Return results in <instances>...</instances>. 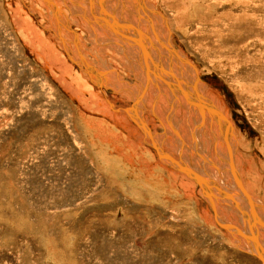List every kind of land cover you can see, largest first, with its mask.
I'll list each match as a JSON object with an SVG mask.
<instances>
[{"label": "rangeland", "instance_id": "obj_1", "mask_svg": "<svg viewBox=\"0 0 264 264\" xmlns=\"http://www.w3.org/2000/svg\"><path fill=\"white\" fill-rule=\"evenodd\" d=\"M123 1L110 2L116 7L114 12H120L126 6L131 8L133 4L139 12L136 20L121 19L132 25L127 30L120 23L119 27L116 26V15L113 18L103 10L100 15L94 10L92 16L99 19V16L107 15L114 20L115 28H111L107 22L105 28H102L101 22H97L101 30L95 23V30L88 23L84 26L85 20L81 22L78 11H67L70 14L68 25L64 24L66 20L60 16L54 26L47 22L49 26L45 27L50 39L61 47L65 45L67 52L60 48L61 53L75 66L74 71L78 70L92 83L90 90L101 95V107L109 111L103 110L106 112L103 113L96 109L89 114L84 105L74 99L72 92L54 78L52 70L43 66L38 55L19 35L14 20L17 0H0V264H264L254 254L257 250L252 242L240 234L246 233L250 225L243 208L236 203L247 210L248 199L240 190L229 163L225 165L227 158H230L241 170L245 153L243 145L242 149L235 151L226 148L222 141L218 143L220 146L213 144L215 138L225 135L224 119H220L221 131L216 130L219 133L216 137L207 129L204 133L199 132L197 139L194 138L192 132L198 125L200 108L197 107L200 106L192 103L180 90L176 95L172 93L176 84L171 85L156 75L154 80L164 85L160 98L156 85V108L158 106L160 109L162 105L163 109L159 111L155 108L156 115H150L146 108L138 112L139 116L136 114L155 131V139L159 141L161 149L173 154L182 163L188 162L186 167L206 178L210 189L214 191L216 216L211 200L204 195L197 181L179 169L178 163L165 158L163 154L160 156L152 146V136L146 133V128L128 116V111L136 107L133 105V84L137 83V77L133 74H127V77L125 74L122 78L119 73L122 70L112 68V64L103 59V53H98L94 46L95 42L101 47L109 46V51L121 49L124 56H120L125 59L126 49L138 53L126 46L123 37L119 39V34L124 33L122 30L129 34L152 35L158 45L153 31L157 24L161 26L158 35L163 36L164 39L160 38L168 47L165 49L159 42L158 56L163 61V68L161 71L159 63H156V72L164 77L167 75L168 79L187 82L186 86L179 84L177 87H186L193 100L198 99L194 96V83L197 81V90L201 88L198 92H202V95L207 97L202 91L203 84L208 91L214 92L212 95L216 94L225 101V112L232 123V133L244 136L245 140L251 142V148L246 152L252 156L251 161L256 168L254 174L260 181L255 192L247 190L255 202L258 219L264 221V153L252 145L256 141L264 142V0H188V8L181 20L185 21L183 25L176 24L175 17L179 14L176 8L167 7L163 0H127L126 5ZM24 2L29 4V8H34L32 1ZM140 2L149 10H144ZM59 3L66 6V10L69 9L64 1L59 0ZM154 8L163 15L155 13ZM37 11H29V14H32L35 24L43 26L44 20ZM77 13L78 16L74 15ZM127 14L122 18H126ZM130 16L133 14L130 13ZM78 30L88 37L82 35L81 39L87 50H71L66 44L68 33L76 41L81 38ZM106 31L109 35H105ZM135 38L130 40L131 43L137 40L141 44H150L147 39ZM174 48L181 57L176 55ZM89 52L90 57L87 55ZM170 56L172 61L167 60ZM95 75L101 77L102 81ZM203 77L207 79H201ZM163 91L169 94L166 95L168 100H164ZM207 99L216 102L210 96ZM158 100L165 103L160 104ZM177 101L181 104H177ZM232 101L237 103L234 105L237 119L234 117L233 120ZM208 103L206 109L215 113L211 103ZM183 104L185 108L179 111L184 107ZM174 106L177 110L173 114ZM116 108L122 111L121 114H127L136 132H131L125 124L116 125L113 116L116 115ZM88 115L91 116L89 120ZM92 118L110 126H118L139 149L143 148L145 152V148L152 149L161 165L156 166L157 162L152 163V160L150 163L153 165L150 166L159 167L162 173L160 183L154 184L150 191L142 182L136 184L128 178L129 173L124 171L127 164L120 161L122 166L116 167L112 160L115 159L113 150L101 146L103 142L96 137V125L94 123L92 126L89 122ZM236 120L244 122L245 128H240ZM170 122L172 127L169 126ZM206 125L215 132L211 123ZM168 128L171 133H167ZM181 144L184 148L178 147ZM98 148L99 152L96 150ZM190 149L200 154L191 159ZM201 150L208 154L206 162L201 158ZM108 151L112 158L105 153ZM211 159L220 169L208 162ZM193 165L195 168H191ZM203 169L208 171L205 172L207 177L200 174ZM210 172L212 179H209ZM241 172L243 174V169ZM186 179L195 185L183 186ZM223 193L230 198H224ZM218 221L227 227L223 228ZM258 228L261 230L258 231L260 237L263 236L259 240L264 246V227L259 225Z\"/></svg>", "mask_w": 264, "mask_h": 264}, {"label": "bare ground", "instance_id": "obj_2", "mask_svg": "<svg viewBox=\"0 0 264 264\" xmlns=\"http://www.w3.org/2000/svg\"><path fill=\"white\" fill-rule=\"evenodd\" d=\"M30 1H32V3H33V6H34V8H29L28 7V3H25L24 2V0H17V3H18V8H16L15 9V11H16V14H14V20H15V23H16V25H17V27H18V30H19V35H21V38L23 39V40H25V42L26 43H28L29 44V46H31V48L34 50V52L38 55V58L40 59V62L43 64V66H45V67H47V69H51L52 70V75L54 76V78L58 81V82H60V84H62L64 87H66L67 89H69L71 92H72V95H73V97H75L74 99H77V100H79V102L81 103V105H84V107L86 108V110H87V112L89 113L90 111H94V110H98V109H100L99 111H103V110H105L104 108H102L101 106H102V103H101V95L98 93V92H96L95 90H90V87H92V83L90 84L89 82H88V80H86L85 79V76L83 75V74H81L78 70H76V71H74V69H76L75 68V66H73V65H71V63H69L68 61H67V58H66V56H63V54L61 53V51H60V48L61 49H63L64 51H66L67 52V48L65 47V45L64 46H59L60 44L59 43H57V42H54V40L53 39H50V35H48L47 34V30L45 29V27L44 26H39V25H37V24H35V19L34 20H32V14H29V11L30 12H32V13H34V10H38L39 12H40V14H41V18H42V20H46V22H48L51 26H54V24L56 23V21L58 22L59 21V19H60V16H63V18L66 20V22L64 23V24H66V25H68V20H69V13L67 12L68 10H66L64 7V5H62V4H60L59 3V0H50V1H47L46 3L45 2H43V1H41V0H30ZM61 1H64V0H60V2ZM109 1H111V0H109ZM143 1V0H142ZM154 1V0H153ZM152 1V2H153ZM164 2H165V4L167 5V7H169V8H176L175 9V11H178L179 12V14H177V16L175 17V19H176V24L177 25H183V23L185 22V21H181V20H183L182 18L184 17V12H186V8H188V4H187V1L188 0H163ZM245 1V0H244ZM247 1V0H246ZM28 2V1H27ZM39 2V3H38ZM66 4H67V2L66 1H64ZM77 2V1H76ZM81 3H76V5H78V7H79V10H76V11H78V12H80V15H79V18H80V20H81V22H82V19L83 20H85V22L83 23V24H85L84 26H87V23L88 24H90V26L95 30V27H94V25L92 24V23H95V25L97 26V22H101L100 24H102L101 26H102V28L104 27L105 28V26H108L107 25V19H106V17L107 16H105L104 18H103V16H99V19H96L95 18V16H92V12L94 11V9H95V6H94V4H93V11L91 10H89V8H87L89 5V3H93V0H81L80 1ZM107 2V0H101L100 1V7H101V9H104V7H103V5H105V4H107L106 3ZM117 2H118V0H117ZM124 3H125V5H126V3H127V0H125V1H123ZM193 2V1H192ZM154 3V2H153ZM152 3V4H153ZM220 3V2H219ZM71 4V3H70ZM84 4L85 5H88L87 7H85L84 6ZM97 4V3H96ZM95 4V5H96ZM114 4V3H113ZM138 4V3H137ZM190 4V3H189ZM51 5H53L54 7H58L59 9H58V16H53V14H54V12H55V10L51 7ZM129 5V4H128ZM131 5V4H130ZM139 5L141 6V7H143V9L144 10H149V9H147L144 5H143V3L142 2H140L139 3ZM157 5V4H156ZM196 6H198L197 4H195ZM132 6V5H131ZM149 6V5H148ZM195 6V7H196ZM69 7V6H68ZM71 7H72V5H71ZM77 7V8H78ZM136 7V5L135 4H133V6L131 7V8H127V6L126 7H124V8H121L120 9V12L118 11V12H114L115 10L114 9H116V7H114L113 9H109L111 12L113 11L114 12V14H117L118 16L119 15H122L121 17L119 16V21L120 22H118V24L120 23L122 26H123V28H124V30L126 29H128V28H131L130 26H132V25H128V22L127 21H121V19H126V20H131V19H133V20H136L137 19V14L139 13L138 12V10L135 8ZM139 7V6H138ZM154 7V6H153ZM75 8V7H74ZM97 8V7H96ZM140 8V7H139ZM150 9L152 8V6H150L149 7ZM63 9H65V10H63ZM90 9H91V7H90ZM198 9V8H197ZM20 10L22 11V13L20 12ZM51 10H54L53 11V14H52V11ZM91 12V18L93 17V19H94V21H90V16H88V12L89 11ZM154 11H155V13L157 12V13H159V14H161V15H163L160 11H158L157 9H153ZM188 10V9H187ZM196 10V9H195ZM199 10V9H198ZM197 10V11H198ZM37 11V12H38ZM96 11V10H95ZM109 11V12H110ZM141 11H142V9H141ZM140 11V12H141ZM144 12V11H143ZM146 12H148V11H146ZM149 12H151V10L149 11ZM153 12V11H152ZM151 12V13H152ZM126 13H128L127 15L128 16H126V18H122L123 16H124V14H126ZM130 13H132L133 14V16H130ZM154 13V14H155ZM177 13V12H176ZM96 14V13H95ZM153 14V13H152ZM184 14V15H183ZM13 15V14H12ZM57 15V14H56ZM74 15H77L78 16V13L77 14H74ZM143 16H144V14H143ZM156 16V15H155ZM154 16V18L153 17H149V18H153V20L156 22V17ZM48 17V18H47ZM146 17V16H145ZM186 17V16H185ZM102 18V19H101ZM144 18V17H143ZM101 19V20H100ZM152 20V19H151ZM73 21H75V20H73ZM178 21V22H177ZM44 22V21H43ZM43 22H41L42 24H43ZM65 26V25H64ZM99 26V25H98ZM97 26V27H98ZM110 26V25H109ZM158 26V27H157ZM167 26V25H166ZM118 27V26H117ZM179 27H181V26H179ZM61 28V27H60ZM100 30H101V28L100 27H98ZM114 28H115V26H114ZM123 28H121V29H123ZM49 29V28H48ZM69 30H71L70 29V26H69V28H68ZM85 29H87V28H85ZM118 29H120V28H118ZM132 29H134V28H132ZM147 29V28H146ZM150 28H148V30H149ZM160 29H161V26L159 25V24H157L156 25V29L153 31V33H155V37H157V39H158V41L164 46V48L165 47H168V45H166L165 43H164V41L160 38V37H162L163 38V36L161 35H158V33H159V31H160ZM116 30V29H115ZM135 30H137V29H135ZM140 30H141V28H140ZM164 31V30H163ZM75 32H77V31H75ZM79 32V31H78ZM88 32V31H87ZM100 32H102V31H100ZM124 32V33H123ZM128 31H123L122 30V33H123V35L122 34H119L120 35V37H119V39L121 38L122 39V37L124 38V43H126V46L127 47H132V48H134L135 50H137V53L139 54V56L140 57H138V54H135L134 53V51L132 50V49H126V47H123V48H125L126 50H128V52L125 54V59L129 62L128 64H126V61H125V59L122 57V56H120V54H123V56H124V53H123V51L121 52V49H117L118 51H116V50H108L107 48H109V46L106 48V47H104V46H102L101 47V45H98V44H96L95 45V42H94V46H96V50H97V52L98 53H100V54H102V58H103V56H104V58L103 59H105V60H107L108 62H109V64H112V68H114V67H116V69L117 70H122V72H119V73H121V76H122V78H123V76L126 74H128L129 76H130V74H133L135 77H137V79H136V82L137 83H134L133 84V94H135V96H134V106L136 105V107H135V109H133V111H131V109L128 111V116L130 117V118H132L133 117V119H134V121L136 122V124L138 123V124H140V125H142V126H144L145 128H146V133H148L149 135H151L152 136V141H153V143H152V146L154 147V149L157 151V152H159L158 150H157V148H159V150H160V152L159 153H161V154H163L164 156H166L165 158H169V157H173V158H175V156H173V154L171 155L170 153H168V152H166V151H164L163 149H161L160 148V144L158 143V142H156V134H155V131L150 127V125L149 124H147L146 122H143V118H141L140 117V119L139 118H137L136 117V114L138 115V112L141 110V109H145L146 108V110L150 113V115H152V114H155L156 115V113H155V108H156V85H157V89L159 90V98L161 97V95L162 94H160L161 93V91L163 90L162 88H164V85H162V82H161V84H159L158 82H156V80H154V76L156 75V73H154V75H153V73H152V75H153V80H152V77H151V80H149L148 81V78L147 77H145V76H141V71H140V67H142V65H143V62H145V63H152V65L153 64H155V68L153 69V70H155L156 71V63H159V66H160V70L162 71V68H163V65H162V63H163V61L160 59V56H158L159 55V52H160V50H159V47H160V45H159V42H158V45H159V47H158V45H157V43L155 42V38H154V36H149V35H143V34H141L139 31V33L140 34H135L134 36L133 35H131V33L129 34V33H127ZM143 32V31H142ZM165 32V31H164ZM187 32V31H186ZM77 34V33H76ZM79 34V33H78ZM95 34H97L96 33V31H95ZM101 34V33H100ZM126 34V35H125ZM172 34V33H171ZM94 35V34H93ZM102 35H103V32H102ZM105 35H109L108 33H107V31H106V33H105ZM126 37H125V36ZM127 36H130L129 38L127 37ZM70 37V41L68 40V38ZM82 35H81V38L80 39H78L77 41L68 33L67 35H66V40H67V42H66V44H67V46H70V49L71 50H76V48L78 49V50H84V49H86L87 47H85V45L86 44H84V43H82L81 42V39H82ZM96 37H97V35H96ZM110 37H112V36H110ZM135 37H140V38H144V39H147V41L150 43L149 45H144V44H141V43H139L137 40L136 41H134L135 42V44L134 43H131V41L130 40H135L136 38ZM226 37H228V36H226ZM102 38V37H101ZM100 38V39H101ZM113 38V37H112ZM224 38V37H223ZM114 39V38H113ZM128 39H129V41H128ZM143 39V40H144ZM164 39V38H163ZM79 40H80V42L81 43H79ZM97 40V39H96ZM59 41L60 42H63V41H61V39H59ZM101 41V40H100ZM103 41V40H102ZM166 41V40H165ZM133 42V41H132ZM101 44H103L104 43V41H103V43L102 42H100ZM99 43V44H100ZM141 46H139V45ZM124 45V44H123ZM226 45V44H225ZM111 46V45H110ZM122 46V45H121ZM143 46H145V48H146V50H147V55L144 53V50H143ZM223 46V45H222ZM115 47V46H114ZM117 48H119V47H117ZM163 48V47H162ZM161 48V49H162ZM171 48V47H170ZM69 49V50H70ZM89 49H91V48H89ZM112 49V48H111ZM140 49V50H139ZM166 49V48H165ZM70 50V51H71ZM87 50V49H86ZM151 50H152V53H151ZM91 51V50H90ZM103 51V52H102ZM172 51V50H171ZM93 52V51H92ZM125 52V51H124ZM77 53V52H76ZM84 53V52H83ZM91 52H89V53H87V55L89 56V54H90ZM94 54L96 53V52H93ZM182 53V52H181ZM150 54H152L151 56H150ZM167 54V53H166ZM175 54V53H174ZM81 55H82V53H81ZM86 55V56H87ZM128 55H130L131 56V58L128 56ZM146 55V56H145ZM154 55H155V57H156V61H155V57H154ZM85 56V55H84ZM83 56V57H84ZM90 57V56H89ZM142 57V58H141ZM175 57V56H174ZM78 58V57H77ZM81 58V57H80ZM171 58H172V56H170L169 57V59H167L168 61H172L171 60ZM82 60L84 59V58H81ZM80 59V60H81ZM164 59V58H163ZM176 59V58H175ZM75 60V59H74ZM86 60V59H85ZM88 60H89V58H88ZM133 60H134V62H135V64H134V62H133ZM87 61V60H86ZM83 62V61H82ZM81 62V63H82ZM79 63H80V61H79ZM85 63H87V62H85ZM107 63V62H106ZM169 63V62H168ZM173 63V62H172ZM148 66V65H147ZM166 66V65H165ZM164 66V67H165ZM171 66V65H170ZM192 66V65H191ZM83 67V66H82ZM81 67V68H82ZM146 67V66H145ZM55 68V69H54ZM158 68V67H157ZM172 68V67H171ZM197 68V67H196ZM59 69V70H58ZM105 69H106V67H105ZM173 69V68H172ZM171 69V70H172ZM93 70V69H92ZM152 70V71H153ZM157 70H159V69H157ZM164 70H165V68H164ZM175 70V69H174ZM104 71V70H103ZM108 71H110V70H108ZM130 71V72H129ZM166 71V70H165ZM107 72V71H106ZM111 72V71H110ZM154 72V71H153ZM111 73H113V72H111ZM159 73V72H158ZM165 73H168V72H165ZM170 73V72H169ZM168 73V74H169ZM95 74H97L96 72H95ZM103 74V73H102ZM160 74V73H159ZM162 74V73H161ZM163 74H164V72H163ZM173 74H176V72L175 73H173ZM97 75H99V74H97ZM97 75H95V76H97ZM128 75H127V77H128ZM171 75V74H170ZM141 76V77H140ZM161 76H163V75H161ZM175 76V75H174ZM178 76V75H177ZM94 77V76H93ZM116 77V76H115ZM168 76L166 75L165 77L163 76V78L168 82V83H170L171 85L172 84H175L174 82L176 81V80H170V79H168L167 78ZM97 78L99 79V80H101L100 78L101 77H99V76H97ZM159 78V77H158ZM175 79V78H174ZM177 79V78H176ZM91 80V79H90ZM178 80V79H177ZM198 80V79H197ZM102 81V80H101ZM189 81V80H188ZM160 82V81H159ZM180 83V85L181 84H184V85H186V84H188L187 82H185V81H179L178 80V84ZM129 84V83H128ZM152 84L154 85V86H152ZM169 84V85H170ZM196 84H198L197 83V81H195V83H194V86H196ZM132 85H130V87H131ZM202 86V91H203V94L205 93L206 95H207V97H212V98H215L216 99V102L215 101H210V100H208L207 99V97L205 96V95H200V96H202V99L204 98V99H206L208 102H211V103H214L217 107L216 108H218V111L222 114V116H221V118H223L224 119V121L225 122H227V124H228V128H227V126L225 125V127H226V130L229 132V136L227 137V141H226V138L224 139V135L222 136V138L221 139H223V140H219L218 138H216L215 139V141L213 142V144L215 143H217V145L218 146H220L221 144H218V143H220L219 141H222V142H224L225 143V145H226V148L228 147H230V148H233L235 151L237 150V149H239V148H241V146H242V150L243 151H245V153L242 151V150H239V151H241V152H243L244 154H246V155H244L243 154V158L244 159H242V167H241V170L239 169V167L238 166H236L235 164H234V162L233 161H231L230 160V158H227V160H228V162L227 161H225L226 163H225V165L226 164H228L229 163V167H230V171L233 173V171H232V164H234V166H235V168H236V172H237V174H238V176H239V178L241 179V181H242V183H243V186H244V188L247 190V188L248 189H250L251 190V192H255L256 191V189L257 188H259L258 186V183H259V178H258V176L256 175L255 176V170H256V168L254 167V163L251 161V158H252V156L251 155H249V153H247L246 151H247V149H249V148H251V142H248L247 141V139L245 140L244 139V136H238V134L236 135V133H232V123H230V121H229V119H228V116H227V114H226V106H225V101L222 99V98H220V96H217L216 94L215 95H212V94H214V92L213 93H211L210 91H208L209 89H206L204 86H203V84L201 85ZM151 87H155V88H151ZM165 87H167L166 85H165ZM177 87V86H176ZM175 87V85H174V87H173V91H172V93H174L175 95H176V93H177V91H179L178 90V88L177 89H175L176 88ZM180 87V86H179ZM190 87V86H189ZM168 88H169V86H168ZM167 88V89H168ZM172 88V87H171ZM170 89V88H169ZM193 89V88H192ZM200 89V91H201V88H199ZM131 91V90H130ZM192 91V90H191ZM158 92V91H157ZM131 93H132V91H131ZM163 97H165V99L164 100H168V96H166V95H169V94H165V92L163 91ZM192 93V92H191ZM202 93V92H201ZM107 94V93H106ZM99 95V96H98ZM129 95V94H128ZM190 96V95H189ZM162 97V98H163ZM190 97H192V96H190ZM101 98V99H100ZM161 98V99H162ZM197 98V97H196ZM194 99V98H193ZM180 100V99H179ZM181 101V100H180ZM184 101L186 102L187 100H186V98L184 99ZM157 102H161L160 104H162V100L161 101H157ZM207 102V103H208ZM132 103V102H131ZM163 103H165V102H163ZM177 104H181V102H179V101H177L176 102ZM175 103V104H176ZM189 103V102H188ZM116 106V105H115ZM162 106V105H161ZM161 106H159L160 107V109L162 108L163 109V107H161ZM183 106H184V104H183ZM187 106V105H186ZM103 107H105V106H103ZM114 107V106H113ZM182 107V106H181ZM189 107H191V106H189ZM197 107V106H196ZM119 108V107H118ZM118 108H116L115 109V113H116V115H113L114 116V119H115V121H116V125H118L117 123H120L121 125L122 124H125V125H127V127L130 129V131L131 132H136L137 131V129L135 128V126L133 127L132 126V124H130V120L128 119V117H127V114L126 113H122L121 114V110L120 109H118ZM130 108V107H129ZM136 108H137V111L135 112V110H136ZM165 108H167V107H165ZM164 108V109H165ZM171 108V107H170ZM185 108V106L181 109V110H179V111H182L183 109ZM191 108H193V107H191ZM156 109H159L158 108V106H157V108ZM160 109H159V111H160ZM201 109H203V111H202V113H203V117L201 116V113H200V116L201 117H199V120H198V125L196 126V128H194V130H193V132H192V134L194 135V138L196 137V139H197V135L198 134H200V133H202V132H204V131H206L207 129L212 133V134H214L215 132H213L211 129H209V127L206 125V123H211L212 125H213V129L214 130H218V128H216L215 126L217 125V127H219V122H218V118H217V115L215 114V113H212V112H210V111H208V110H206L205 108H203V107H201ZM145 110V111H146ZM172 110H174L173 111V114H174V112H176V106H174L173 107V109ZM105 111H108V110H105ZM105 111H103V113H106ZM143 111V110H142ZM144 111V112H145ZM159 111H157V112H159ZM162 111V110H161ZM109 112V111H108ZM163 112H165V110L163 111ZM186 112V111H185ZM197 112V111H196ZM80 113V112H79ZM160 113V112H159ZM184 113V112H183ZM90 114V113H89ZM163 114V113H162ZM165 114V113H164ZM163 114V115H164ZM205 114V115H204ZM81 115V114H80ZM180 114L178 113V116H179ZM82 116V115H81ZM139 116V115H138ZM162 116V115H161ZM199 116V115H198ZM152 117H154V116H152ZM174 117V116H173ZM84 118V117H83ZM88 120H89V118L91 119V116L89 117V115H88ZM102 118V117H101ZM100 118V119H101ZM137 118V119H136ZM161 118V117H160ZM163 118V117H162ZM165 118V117H164ZM85 119H86V117H85ZM93 119V118H92ZM104 120V119H103ZM154 120V119H153ZM161 120V119H160ZM84 121V120H83ZM161 121H163V120H161ZM85 122V124H86V121H84ZM90 123H91V125L93 126V124L95 123V127H97V128H95V130L97 129V132H95V130H93L95 133H97L96 135V137L97 138H99V140L98 141H102L101 143H102V145L101 146H105L106 148H109V149H112L113 150V156L115 157V159L114 158H112V156H109V154L111 155V153L108 151V152H105L106 154H108V156L109 157H111L112 158V160H113V163H114V165H116V167L117 166H122L121 164H122V162H124L125 164H127L125 167V169H124V171H127L129 174H128V178H130V179H132V181L134 182V183H136V184H138V183H141L142 182V184L145 186V187H148L149 189H150V191H151V188H153L154 187V184H156V185H158L159 183H160V181L162 180V173H160V171L158 170V168H152L150 165H153V164H151L150 163V161H152V163L154 162V161H156L157 162V160H156V155H155V153H154V151L152 150V149H150V148H145V149H147V152H145V150L142 148V149H139L140 147H137V145L132 141H130V139L128 138V136H127V134L126 133H124V132H122V130H120V128L118 127V126H116V125H113V126H110V125H108L106 122H104V121H102V120H99V121H96V118H95V120L93 119L92 121H89ZM88 122V123H89ZM152 122V121H151ZM151 122H149V123H151ZM167 123V122H166ZM84 124V123H83ZM84 124V125H85ZM234 124V123H233ZM90 125V124H89ZM90 125V126H91ZM124 125V126H125ZM139 125V126H140ZM155 125V124H154ZM163 125H164V123H163ZM123 126V127H124ZM167 126V125H166ZM169 126H171V122H170V125ZM207 126V127H206ZM211 126V125H210ZM85 127V126H84ZM143 127V128H144ZM155 127V126H154ZM172 127V126H171ZM215 127V128H214ZM222 127V126H221ZM125 128V127H124ZM220 128V127H219ZM223 128V127H222ZM88 129V128H87ZM92 129V128H91ZM142 129V128H141ZM155 129V128H154ZM172 129H174V126H173V128ZM176 129V128H175ZM224 129V128H223ZM231 129V130H230ZM90 130V129H89ZM165 130V129H164ZM87 131V130H86ZM145 131V130H144ZM168 131L169 132H167V133H171L170 132V130H169V128H168ZM177 131V130H176ZM93 132V133H94ZM200 132V133H199ZM87 133V132H86ZM91 133V132H90ZM166 133V134H167ZM173 133V132H172ZM178 133V132H177ZM225 134V133H224ZM244 134V133H243ZM92 135V134H91ZM141 135V134H140ZM148 135V136H149ZM169 134H167V136H168ZM95 136V135H94ZM147 136V137H148ZM208 136H211V135H208ZM214 136L216 137L217 135H215L214 134ZM236 136V137H235ZM142 137H143V135H142ZM212 137V136H211ZM221 137V136H220ZM219 137V138H220ZM226 137V136H225ZM96 138V139H97ZM137 138V137H136ZM149 138V137H148ZM151 138V137H150ZM156 138V139H155ZM244 140H243V139ZM138 139V138H137ZM166 139H167V137H166ZM169 139V138H168ZM171 139V138H170ZM196 139H194L193 140V142H195L196 141ZM218 139V140H217ZM142 140V139H141ZM259 140V139H258ZM95 141V140H94ZM168 141V140H167ZM181 143L183 144V140L181 139ZM253 142V141H252ZM98 143V142H97ZM154 144H156V147H155V145ZM182 144L181 145H179L178 147H183L182 146ZM234 144V146H232ZM99 145V144H98ZM176 145H177V143H176ZM224 145V144H223ZM252 145H255L258 149H260L261 150V152H263L264 153V142H262V141H260V142H257L256 141V143L255 142H253L252 143ZM95 146V145H94ZM101 146H99V147H101ZM185 146V145H184ZM165 147H166V145H165ZM184 148V147H183ZM222 148V147H221ZM108 149V150H109ZM168 149V148H167ZM199 149V148H198ZM98 152H99V148L98 149H96ZM169 150V149H168ZM191 150V154H190V157H191V159L192 158H195V155H199V154H197L198 153V151L197 152H195L196 150L195 149H190ZM221 150V149H220ZM250 150V149H249ZM103 151H106V150H103ZM170 151V150H169ZM185 152V151H184ZM202 154V157L201 156H199V157H201V158H203V161L204 162H206V159H207V153H204L202 150L200 151ZM229 152V151H228ZM102 153V152H101ZM100 154V153H99ZM104 154V153H103ZM205 154V155H204ZM217 154H218V152H217ZM229 154V153H228ZM234 154V153H233ZM98 155V154H97ZM175 155V154H174ZM210 155V154H209ZM212 155V154H211ZM238 155V154H237ZM236 155V156H237ZM240 155V154H239ZM219 156V155H218ZM217 156V157H218ZM228 156V155H227ZM100 157H101V155H100ZM100 157H98V158H100ZM214 157V156H213ZM235 157V156H234ZM239 157V156H238ZM102 158H104L103 156H102ZM111 158H109V159H111ZM224 158V157H223ZM236 158V157H235ZM170 159V158H169ZM176 159V158H175ZM221 159V158H220ZM240 159V158H239ZM102 160H104V159H102ZM107 159L105 158V161H106ZM111 160V161H112ZM171 160V159H170ZM178 160V159H177ZM184 160V159H183ZM197 161V163L198 164H200V161L198 160V159H196ZM219 160V159H218ZM104 161V162H105ZM120 161H122V162H120ZM222 161V160H221ZM236 161V160H235ZM240 161V160H239ZM238 161V162H239ZM109 162V161H108ZM181 162V161H180ZM184 163H182L181 162V164H182V166H184V167H186L185 166V164H187L188 162H186V161H183ZM208 162H210V164L212 163L216 168H218V169H220V167H218V164L215 162V160H213V159H211V160H209ZM255 162V161H254ZM105 163H107V162H105ZM111 163V162H110ZM176 164V163H175ZM190 164V163H189ZM188 164V165H189ZM111 165H112V163H111ZM113 165V166H114ZM156 166H159V165H161L159 162H157L156 164H155ZM177 165H179V164H177ZM196 165V164H195ZM208 165V164H207ZM256 165V164H255ZM190 166V165H189ZM194 166V165H193ZM199 166V165H198ZM203 166H205L204 164H203ZM219 166H220V164H219ZM161 167V166H160ZM163 168H164V166H162ZM179 167V166H178ZM197 167V166H196ZM112 167L110 166V169H111ZM114 168V167H113ZM151 168V169H150ZM181 168V166L179 167V169ZM186 168H188L189 169V167H186ZM191 168H195V166L194 167H191ZM226 168V167H225ZM117 169V168H116ZM182 169V168H181ZM224 169V168H223ZM242 169H243V174H242ZM115 170V169H114ZM161 170H162V168H161ZM183 170V169H182ZM206 169H203L202 171L204 172H200V174H203V175H205L206 177H207V175L205 174V172L206 173H208V171L206 170ZM119 171V170H118ZM164 171H165V169H164ZM177 171V170H176ZM183 171H185V170H183ZM198 171V170H197ZM187 172V171H186ZM173 173H175V175H179L178 173H176V172H173ZM121 174V173H120ZM197 174H199V173H197ZM210 175V178L209 179H212V174H211V172L209 173ZM234 175V174H233ZM121 176V175H120ZM185 176H186V174H185ZM202 176V175H201ZM118 177H119V175H118ZM235 177V176H234ZM236 179V178H235ZM246 180V182H245V180ZM182 181H184V180H182ZM187 181V182H186ZM185 184L183 185V186H186L187 187V185H195V184H193V182L191 181V180H189V179H186L185 181ZM238 183V182H237ZM239 185V184H238ZM170 188L172 189L173 188V186H171L170 185ZM239 188H240V190L242 191V193L245 195V196H247L246 195V193L242 190V188L239 186ZM261 188V187H260ZM163 189V188H162ZM185 189H188V188H185ZM212 189V188H211ZM210 189V190H211ZM191 190V189H190ZM192 191V190H191ZM212 191V190H211ZM259 191H261V190H259ZM247 192H249L248 190H247ZM212 193H214V191H212ZM224 194H225V196H224ZM251 195V194H250ZM223 196H224V198H230L229 196H227V194L226 193H223ZM190 198H192L191 197V195H190ZM245 198V197H244ZM243 198V199H244ZM247 199H248V197H247ZM246 201V200H245ZM246 203H247V207H248V209L246 210L244 207H242V205H239L238 203H236L237 204V206H239V207H241V208H243V210H244V212H245V214L247 215V220L249 219V221H248V224L250 225V227H249V230H246V233L247 234H253L254 232H255V234L258 236V238L260 237V233L258 232V231H261V230H259L260 228H258L259 227V223H258V220L257 219H255L254 217H253V213H256L257 211H256V209L254 208V206H251V203H250V201H249V199H248V202L246 201ZM245 204V203H244ZM247 212H248V214H247ZM256 216H258L257 215V213H256ZM250 222V223H249ZM256 223V225L254 226V228H253V230H251V228L253 227V225ZM262 226V225H261ZM252 231H253V233H252ZM239 232V231H238ZM240 234L242 235V233L240 232ZM261 235H263V234H261ZM243 236V235H242ZM263 237V236H262ZM262 237H260V238H262ZM250 240V239H249ZM251 242H252V245L256 248V243L254 242V241H252V240H250ZM254 254L258 257V252L257 251H254ZM262 256H264V252L262 253ZM259 258V257H258Z\"/></svg>", "mask_w": 264, "mask_h": 264}, {"label": "water", "instance_id": "obj_3", "mask_svg": "<svg viewBox=\"0 0 264 264\" xmlns=\"http://www.w3.org/2000/svg\"><path fill=\"white\" fill-rule=\"evenodd\" d=\"M102 10H103V12H106L105 9H102ZM103 18H104V17H103ZM101 19H102V18H101ZM124 36H125V35H124ZM125 37H126V36H125ZM127 37L129 38L130 36H127ZM143 50H144V53L147 55V50H146L145 46H143ZM174 52L176 53V55H178L179 57H181V54L176 50V48H174ZM146 55H145V56H146ZM185 60H186L187 62L191 63L194 67H197V66L194 65L189 59H186V58H185ZM197 70H198V69H197ZM156 76L163 78V76L159 75L157 72H156ZM147 78H148V81L151 80V76H150V75H148ZM176 86H177V85H176ZM195 89H196V90H195V93H197L198 101H200V102L193 100V98L189 96V93H188V91H187L186 89H184V88H180V91L184 94V96H185L186 98H188L189 100H191L192 103L197 104V105L200 106V107H203V108L205 107V108H207V105H208V104H206V103L204 102V100L200 97L197 88H195ZM225 134H227V132H226ZM226 141H227V137H226ZM154 145H155V147H156V144H154ZM157 150L160 152L159 148H157ZM159 155H160V156H163V155H161V153H159ZM169 158H170L172 161L178 163L179 166H181V168H182L183 170L187 171V173H188L190 176H192V177L197 181V183L199 184V186L203 189V193H204V195H206V196L211 200V202H212V204H213V207H214L215 215L217 216V212H216V208H215V203H214V194H213L212 191L210 190V185H209V183L206 181V178H203L201 175H199V174L193 172L192 170H190V169H188V168L182 166L180 160H177V159H175V158H173V157H169ZM232 171H233V174H234V176H235V178H236V181L238 182L239 186H240V187L242 188V190L246 193V195H247V197H248V199H249V201H250V203H251V206H254L255 202H254L252 196L250 195V193H248L247 190L244 188L243 183H242L241 179L239 178V176H238V174H237V172H236V168H235L234 164H232ZM253 217H254L255 219H257V220H258V223L264 227V221H263L262 219H258V216H256V213H253ZM218 223H219L223 228H226V227H227L226 225L222 224L220 221H218ZM255 225H256V223L253 225V227L251 228V230H253V228H254ZM249 227H250V226H249ZM252 233H253V231H252ZM242 235H243L246 239H250V240H252V241H254V242L256 243V250H257V252H258V257H259V259L264 263V256H262V253L264 252V246L261 244V242H260L258 236L255 234V232H254L253 234H250V235L247 234V233H242Z\"/></svg>", "mask_w": 264, "mask_h": 264}, {"label": "crops", "instance_id": "obj_4", "mask_svg": "<svg viewBox=\"0 0 264 264\" xmlns=\"http://www.w3.org/2000/svg\"><path fill=\"white\" fill-rule=\"evenodd\" d=\"M46 1H50V0H46ZM64 1H66V2H67V5H69L68 12H71V13H72V12H77L76 10H79V7H78V5H76V3H81V2H80L81 0H64ZM76 1H77V2H76ZM86 1H87V0H86ZM100 1H101V0H93V3H89V4H88L89 6H88V5H85V4H84V6H85V7L88 6L87 8H89L90 11H91V10L93 11V8H94V7H93V4H94V6H95V9H94V10H96V12H98V15H100V14H101V11H102V9H101V7H100ZM111 1H112V0H111ZM111 1L107 0V2H106L107 4L103 5L104 9L106 10L105 13L108 14V15L111 14L112 17H113L114 15H116V16L118 17V19H119V16H118L117 14H114L113 11L111 12V11L109 10V9L114 8L113 5H110V2H111ZM70 3H71V4H70ZM96 3H97V4H96ZM95 4H96V5H95ZM71 5H72V7H71ZM52 6H53V5H51V7H52ZM53 7H54V6H53ZM53 7H52V8H53ZM65 7H66V6H65ZM65 7H64V8H65ZM74 7H75V8H74ZM77 7H78V8H77ZM90 7H91V9H90ZM96 7H97V8H96ZM53 9H54V10L56 9L55 12H54V14H53V11H54V10H51L53 16H55V17L58 16V12H59L58 9H59V8H58V7H54ZM89 10H88V11H89ZM90 11L88 12V16H90V18H91V12H90ZM109 11H110V12H109ZM56 14H57V15H56ZM69 15H70V14H69ZM106 16H107V15H106ZM47 18H48V17H47ZM113 18H115V17H113ZM61 19H62V18H61ZM106 19H107V23L111 26V28H112V26H113V28H114V20H111L110 17H106ZM118 19L115 18V20H116V21H115V24H116V26L119 27L118 22H120V21H117ZM90 21H94L93 17L90 19ZM108 21H110V22H108ZM44 23H45V24H43L44 27L49 26V24H47L46 20H44ZM59 24H60V23H59ZM92 24H93V23H92ZM59 26H60V25H59ZM78 31H79V30H78ZM79 32H80L81 35L85 36V38H88V37L84 34V32H81V31H79ZM127 33H128V32H127ZM131 35L134 36L135 34L131 33ZM79 43H81L80 40H79ZM133 43L135 44L134 41H133ZM144 44L146 45V43H144ZM138 45H139V44H138ZM139 46H140V45H139ZM146 46H147V45H146ZM140 47H141V46H140ZM151 55H152V54H150V56H151ZM154 57H155V55H154ZM141 58H142V57H141ZM155 61H156V57H155ZM147 65H148V66H147ZM145 66H146V67H145ZM95 68H96V67H95ZM95 68H94V69H95ZM154 68H155V64L152 65V63L149 64V63H145V62H143V65H142V67L140 68L141 76L143 75V76L147 77L148 75H150V76L152 77V80H153V75H154V73H156V71L153 70ZM152 70H153L154 72H153ZM152 73H153V75H152ZM141 76H140V77H141ZM172 79H173V78H170V80H172ZM172 81H173V80H172ZM174 83H175L176 85H179V84H180V83L178 84V81H175ZM185 86H186V85H185ZM196 86L199 87V84H196ZM182 87H183V86H182ZM182 87H176V89L178 88V90H180V88H182ZM194 87H195V86H194ZM151 88H155V87H151ZM184 89H186V87H185ZM186 90H187V89H186ZM195 90H196V89L194 88V91H195ZM198 90H199V88H198ZM166 93H167V92H166ZM167 94H168V93H167ZM199 95H202V93H201L200 91H199ZM194 96L197 97V93L194 92ZM200 97L202 98V96H200ZM197 98H198V97H197ZM203 100H204V102H207L206 99L203 98ZM190 101H191V100H190ZM195 101H198V99H196ZM206 104H208V103H206ZM197 106H198V105H197ZM197 108H200V113H201V116L203 117V113H202L203 109H201V107H197ZM204 108H205V107H204ZM166 112H167L168 115H169V111L167 110ZM178 112H179V111H178ZM215 114H216V112H215ZM204 115H205V114H204ZM201 116H200V117H201ZM176 127H178V126L176 125ZM215 127L218 128L217 131L220 130V128H219L220 125H219V127H217V125H216ZM215 127H214V128H215ZM215 131H216V130H215ZM220 131H221V130H220ZM224 131H225V130H224ZM204 132H205V131H204ZM204 132H202V133H204ZM207 134H208V133H207ZM214 134H215V135H218L219 133L215 132ZM220 136H221V135H220ZM220 136H219V137H220ZM222 136H223V135H222ZM222 136H221V137H222ZM219 137H218V139L221 138V137H220V138H219ZM215 139H216V138H215ZM218 139H217V140H218Z\"/></svg>", "mask_w": 264, "mask_h": 264}, {"label": "flooded vegetation", "instance_id": "obj_5", "mask_svg": "<svg viewBox=\"0 0 264 264\" xmlns=\"http://www.w3.org/2000/svg\"><path fill=\"white\" fill-rule=\"evenodd\" d=\"M205 77H203V78H201V79H204ZM205 79H207V78H205ZM194 88H197V86H195ZM211 103V102H210ZM209 104V103H208ZM237 103H235L234 101H232L231 102V104H230V107L232 108V112H231V117H232V120H233V118L235 117V119H237V115H236V113H235V110H234V105H236ZM211 105V107L213 108V110L215 111V112H217L216 113V115H217V118H218V122H219V125L221 124L220 123V119H221V116H222V114L218 111V108H216L217 106L214 104V103H211L210 104ZM206 109V108H205ZM207 110V109H206ZM209 111V110H208ZM229 119V118H228ZM230 121V120H229ZM237 121V123L239 122L238 120H236ZM225 124H226V126H227V128H228V124H227V122H225ZM240 128H245V124H244V122H239V125H238ZM225 130H226V127H225ZM226 132H227V134H225L224 135V139L226 138V137H228L230 134H229V132L226 130ZM225 132V133H226ZM226 136V137H225Z\"/></svg>", "mask_w": 264, "mask_h": 264}]
</instances>
